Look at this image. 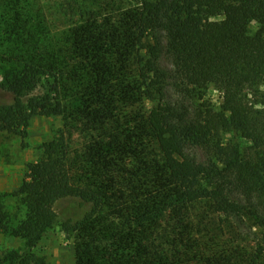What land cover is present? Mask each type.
Instances as JSON below:
<instances>
[{"label": "trees", "instance_id": "obj_1", "mask_svg": "<svg viewBox=\"0 0 264 264\" xmlns=\"http://www.w3.org/2000/svg\"><path fill=\"white\" fill-rule=\"evenodd\" d=\"M35 6L0 0L14 67L0 132L27 137L36 115L61 116L64 128L17 190L0 191V233L25 243L11 264H49L37 248L70 197L90 205L64 226L75 264H264V108L247 97L264 81V0H138L59 38ZM159 29L191 92H222L219 109L204 100L191 114L165 101ZM40 79L50 83L42 94ZM145 99L156 113L136 110ZM227 128L252 146L226 139ZM191 143L216 161L187 154Z\"/></svg>", "mask_w": 264, "mask_h": 264}, {"label": "rangeland", "instance_id": "obj_2", "mask_svg": "<svg viewBox=\"0 0 264 264\" xmlns=\"http://www.w3.org/2000/svg\"><path fill=\"white\" fill-rule=\"evenodd\" d=\"M138 0H36L35 10H38L44 19V24L50 35L57 38L66 34L70 29L76 28L95 18H105L118 14L121 10L134 7ZM219 17H215L218 19ZM258 24L253 21L250 30L253 32ZM161 43L162 55L160 64L167 71L164 86V99L180 112L189 110L192 114L202 101L207 100L219 109L222 103V92L214 86H210L204 93V99H200L186 85L185 81L175 70L166 32L159 29L157 33ZM6 46L0 44V105L13 101V95L6 88V80L13 71L12 63L7 59ZM50 83L40 79L35 93H43L49 88ZM34 93V94H35ZM250 102L264 108V81L259 86L256 95L250 93ZM136 110L140 114H154L158 111L156 100L145 99L137 103ZM64 128V120L61 116L36 115L33 117L28 129V136L22 137L8 132H0V191L13 192L19 188L26 177L28 164L40 160L44 155V143L60 137ZM74 138L78 135L73 130ZM226 139L239 140L243 149L252 146L250 140L236 136L233 130L227 128ZM186 153L196 157L199 161L210 164L216 161L214 153L205 145L188 144ZM8 205L12 211L20 209V203L13 197L8 199ZM90 205L76 197L59 200L55 209L58 213L57 224L49 230L40 242L37 251L44 255L49 264H75V250L73 235L65 230L67 222L74 223L81 219L89 210ZM239 230L253 237L255 229L249 230L246 225L240 224ZM25 243L21 238L0 233V264H11L10 258H14L24 249Z\"/></svg>", "mask_w": 264, "mask_h": 264}]
</instances>
